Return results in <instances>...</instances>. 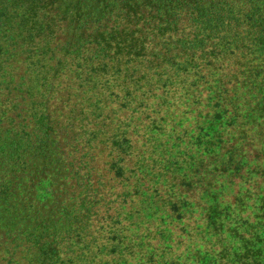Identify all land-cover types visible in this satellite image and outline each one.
<instances>
[{"label":"trees","instance_id":"1","mask_svg":"<svg viewBox=\"0 0 264 264\" xmlns=\"http://www.w3.org/2000/svg\"><path fill=\"white\" fill-rule=\"evenodd\" d=\"M247 147L264 0H0V264H264Z\"/></svg>","mask_w":264,"mask_h":264},{"label":"rangeland","instance_id":"2","mask_svg":"<svg viewBox=\"0 0 264 264\" xmlns=\"http://www.w3.org/2000/svg\"><path fill=\"white\" fill-rule=\"evenodd\" d=\"M186 117L188 119H186L185 121H183V127H187L189 124L192 123V120L190 118V115H186ZM234 143V142H232ZM257 148V147H256ZM258 149V148H257ZM260 151V150H259ZM246 161L248 162L247 166H243L240 169V172L236 173L233 172L231 174H226L221 180L224 181L225 183H229L230 185V191L229 193L226 195H224L223 200L225 202H231L233 199V195L238 191H242L248 187H253L252 182L255 181L257 184L261 183L262 181H264V178H258L257 175H254V172L256 171L255 166H259L262 165V157L260 154H258L257 152H254L251 150V147H247L246 149ZM255 170V171H254ZM252 171V175L250 174V172ZM193 203L195 202L194 200ZM191 217H189L190 219L187 220H182V222L184 224H188V225H192L193 222H196V219H199L198 217V212L197 210H195V208L192 209V212L190 213ZM180 227V226H179Z\"/></svg>","mask_w":264,"mask_h":264}]
</instances>
